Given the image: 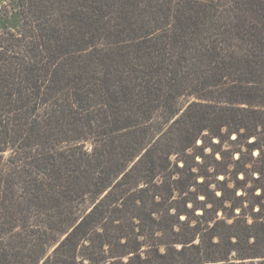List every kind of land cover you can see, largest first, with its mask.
Masks as SVG:
<instances>
[{"label": "trees", "instance_id": "1", "mask_svg": "<svg viewBox=\"0 0 264 264\" xmlns=\"http://www.w3.org/2000/svg\"><path fill=\"white\" fill-rule=\"evenodd\" d=\"M263 182L264 0H0V264H251Z\"/></svg>", "mask_w": 264, "mask_h": 264}, {"label": "rangeland", "instance_id": "2", "mask_svg": "<svg viewBox=\"0 0 264 264\" xmlns=\"http://www.w3.org/2000/svg\"><path fill=\"white\" fill-rule=\"evenodd\" d=\"M257 185H258V186H263V187H264V182H263V183H259V184H257ZM257 185H256V186H257ZM232 186H233L232 184L228 185L229 188H232ZM256 186H255L253 183H248V184L245 185L244 187H245V188H249V187H252V188H253V187H256ZM212 188H213V189L215 188L214 185H212ZM256 193H257V192H256Z\"/></svg>", "mask_w": 264, "mask_h": 264}, {"label": "built area", "instance_id": "3", "mask_svg": "<svg viewBox=\"0 0 264 264\" xmlns=\"http://www.w3.org/2000/svg\"><path fill=\"white\" fill-rule=\"evenodd\" d=\"M250 260H248L246 263H249ZM264 261V259H254L251 260V264H261V262Z\"/></svg>", "mask_w": 264, "mask_h": 264}]
</instances>
